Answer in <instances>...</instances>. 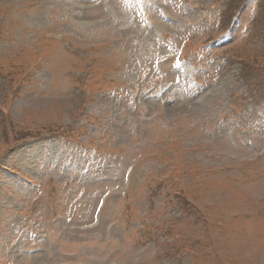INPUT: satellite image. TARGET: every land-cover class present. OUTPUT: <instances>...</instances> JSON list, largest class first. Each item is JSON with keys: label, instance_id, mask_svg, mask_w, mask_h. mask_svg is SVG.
<instances>
[{"label": "rangeland", "instance_id": "1", "mask_svg": "<svg viewBox=\"0 0 264 264\" xmlns=\"http://www.w3.org/2000/svg\"><path fill=\"white\" fill-rule=\"evenodd\" d=\"M0 264H264V0H0Z\"/></svg>", "mask_w": 264, "mask_h": 264}]
</instances>
